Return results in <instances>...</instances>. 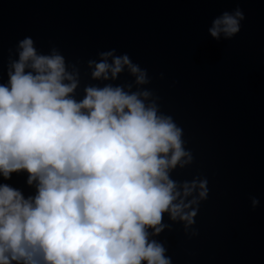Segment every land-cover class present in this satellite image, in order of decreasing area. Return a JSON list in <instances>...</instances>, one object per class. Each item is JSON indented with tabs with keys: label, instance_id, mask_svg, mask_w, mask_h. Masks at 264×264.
Here are the masks:
<instances>
[{
	"label": "water",
	"instance_id": "water-1",
	"mask_svg": "<svg viewBox=\"0 0 264 264\" xmlns=\"http://www.w3.org/2000/svg\"><path fill=\"white\" fill-rule=\"evenodd\" d=\"M237 8L239 31L213 38V19ZM26 36L38 54L63 55L76 101L89 86L147 91L145 104L181 129L191 159L169 178L178 189L197 182L184 198H195L184 209L195 215L188 223L165 212L162 230L148 229L171 264H264V0H0V83ZM111 50L143 70L146 83L127 66L115 79L93 78L89 61ZM27 175L13 172L0 183L28 197L36 189Z\"/></svg>",
	"mask_w": 264,
	"mask_h": 264
},
{
	"label": "clouds",
	"instance_id": "clouds-1",
	"mask_svg": "<svg viewBox=\"0 0 264 264\" xmlns=\"http://www.w3.org/2000/svg\"><path fill=\"white\" fill-rule=\"evenodd\" d=\"M243 18L239 8L223 12L208 32L230 38ZM113 52L89 61L93 78L107 80L110 73L115 79L127 66L136 83H146L126 54ZM6 75L0 83V177L24 170L36 191L25 197L0 183V264H171L148 229L158 234L165 212L192 223L195 209H184L196 201L184 198L197 182L178 189L169 178L191 157L181 146V129L145 104L149 92L89 86L76 101L69 94L77 80L63 55L55 49L38 54L28 36L18 41V58ZM199 188L204 198L205 181Z\"/></svg>",
	"mask_w": 264,
	"mask_h": 264
}]
</instances>
